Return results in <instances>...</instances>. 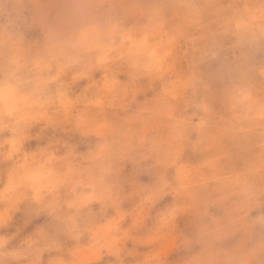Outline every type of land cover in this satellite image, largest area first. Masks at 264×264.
Returning a JSON list of instances; mask_svg holds the SVG:
<instances>
[{"label":"clouds","instance_id":"clouds-1","mask_svg":"<svg viewBox=\"0 0 264 264\" xmlns=\"http://www.w3.org/2000/svg\"><path fill=\"white\" fill-rule=\"evenodd\" d=\"M0 264H264V0H0Z\"/></svg>","mask_w":264,"mask_h":264}]
</instances>
